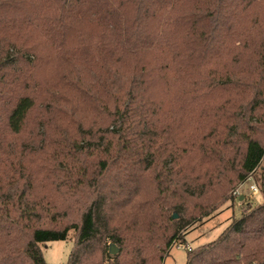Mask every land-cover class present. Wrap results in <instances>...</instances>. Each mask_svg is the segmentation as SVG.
Masks as SVG:
<instances>
[{
    "label": "trees",
    "instance_id": "obj_1",
    "mask_svg": "<svg viewBox=\"0 0 264 264\" xmlns=\"http://www.w3.org/2000/svg\"><path fill=\"white\" fill-rule=\"evenodd\" d=\"M250 178L186 264H264V0H0V264H164Z\"/></svg>",
    "mask_w": 264,
    "mask_h": 264
},
{
    "label": "rangeland",
    "instance_id": "obj_2",
    "mask_svg": "<svg viewBox=\"0 0 264 264\" xmlns=\"http://www.w3.org/2000/svg\"><path fill=\"white\" fill-rule=\"evenodd\" d=\"M253 183L257 186V183L252 180V182H246L240 189V194L246 197V203L241 202V199L235 198L233 203H226L212 216L190 227L185 233L187 246L185 247L177 243L166 257L164 264H186L188 249H193L217 239L229 225L231 218L239 217L245 208H247L248 203H251L253 206L260 204L263 200L261 193L254 194L250 190V184ZM73 239L74 232H70V237L66 241L47 242L43 244L41 247L46 262L48 264H66L73 248Z\"/></svg>",
    "mask_w": 264,
    "mask_h": 264
},
{
    "label": "built area",
    "instance_id": "obj_3",
    "mask_svg": "<svg viewBox=\"0 0 264 264\" xmlns=\"http://www.w3.org/2000/svg\"><path fill=\"white\" fill-rule=\"evenodd\" d=\"M252 180H253V178H250L249 182H252ZM250 190L254 194H259V192H260L258 186H256L254 183L250 184ZM233 196H234V198L241 199L240 197L242 195L240 194V189L234 191Z\"/></svg>",
    "mask_w": 264,
    "mask_h": 264
},
{
    "label": "water",
    "instance_id": "obj_4",
    "mask_svg": "<svg viewBox=\"0 0 264 264\" xmlns=\"http://www.w3.org/2000/svg\"><path fill=\"white\" fill-rule=\"evenodd\" d=\"M243 199H244V197H241V201H243ZM174 218L177 219V218H178V215L175 214V215H174ZM113 252H116V250L113 249Z\"/></svg>",
    "mask_w": 264,
    "mask_h": 264
},
{
    "label": "crops",
    "instance_id": "obj_5",
    "mask_svg": "<svg viewBox=\"0 0 264 264\" xmlns=\"http://www.w3.org/2000/svg\"><path fill=\"white\" fill-rule=\"evenodd\" d=\"M242 197H244V195H243ZM262 199H263V198H262ZM262 202H263V200H262ZM262 202H261V203H262Z\"/></svg>",
    "mask_w": 264,
    "mask_h": 264
}]
</instances>
